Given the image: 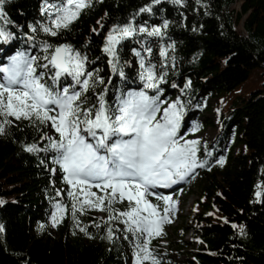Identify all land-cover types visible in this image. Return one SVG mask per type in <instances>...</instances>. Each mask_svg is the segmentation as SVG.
<instances>
[{
    "label": "trees",
    "instance_id": "1",
    "mask_svg": "<svg viewBox=\"0 0 264 264\" xmlns=\"http://www.w3.org/2000/svg\"><path fill=\"white\" fill-rule=\"evenodd\" d=\"M235 1L181 0L177 4L161 0L152 4L151 12L139 13L151 0H92L56 36L41 26L51 25L48 6L58 0H6V16L0 20V26L10 33L9 39H0V66L20 52L43 56L45 41L69 44L87 56L88 71L99 70L106 84L111 77L105 98L114 104L118 90L143 89L139 58L134 54L139 50L146 66L151 61L156 75L163 73L159 83L162 109L177 98L183 104L182 116L195 109L205 113L212 108L211 98H220V128L214 138L204 141L212 156L205 154L203 142L198 152L199 159L208 164L197 168L198 176L193 179L204 183L190 214L197 250L194 260L186 264H264V0H243L240 10L231 8ZM133 17L137 26L151 29L167 21L168 27L162 28L163 37L139 34L118 45L122 79L112 73L103 47L108 31ZM242 18L246 34L235 27ZM146 47L151 54L143 52ZM162 49L166 57L160 56ZM70 82L71 78L61 79L62 85ZM104 87L90 90L89 100L94 103ZM146 91L149 96L157 94L154 89ZM9 119L13 123L5 125L0 134V201L4 202L0 204V264H129L135 251L131 234L117 230L125 227L120 220L106 224L107 212L104 216L95 209L77 213L79 227H87V234L79 230L70 212L55 227L47 225L58 202L70 206V186L53 162L54 151L30 153L25 147L35 143L45 148L49 142L41 139L42 134H58L39 122ZM190 129L187 137L193 133ZM220 158H224L223 166L217 163ZM57 191L62 194L57 196ZM113 207L126 208L127 203ZM109 227L113 229L111 239L107 238ZM126 234L128 240L123 238ZM194 242L181 240L179 244L186 247Z\"/></svg>",
    "mask_w": 264,
    "mask_h": 264
},
{
    "label": "snow or ice",
    "instance_id": "2",
    "mask_svg": "<svg viewBox=\"0 0 264 264\" xmlns=\"http://www.w3.org/2000/svg\"><path fill=\"white\" fill-rule=\"evenodd\" d=\"M5 2L0 0V20L6 16ZM160 2L151 0V4L140 8L139 13L151 12L152 4ZM173 2L178 4L181 0ZM91 3L92 0H58L48 6L51 25H42V30L56 36L61 29L69 28ZM134 20L135 17L114 25L105 37L103 52L110 58L108 63L112 73L122 79L124 72L118 45L139 34L163 37L162 28L168 27V22L164 21L161 27L149 29L135 25ZM9 38L10 33L0 26V39ZM41 50L43 56L20 52L7 65L0 66V117L3 118L0 134H4L5 125L13 123L9 117L16 121L28 120L34 125L39 122L58 134L55 137L42 134L41 139L49 142L45 148H39L35 143L25 147L30 153L54 151L53 162L59 165L64 173L63 180L70 186L67 196L71 204L58 202L55 205L53 227L62 222L66 212H70L77 227V213L83 215L89 209L107 212L106 224L120 220L125 227L117 230L131 234L135 247L134 264L149 261L159 264L149 246L152 239L164 234L163 225L171 223L170 214L175 202L171 195L160 194L155 189L184 181L192 177L197 168L208 164L206 159L198 157L201 140L185 139L179 134L183 104L177 100L161 108L164 102L160 100L159 83L163 81V73L158 77L151 61L146 66V57L139 50H134V54L139 58L142 71L138 75L143 89L118 90L114 104H109L105 98L111 77L106 84L99 76V70L88 71L86 55L69 44L53 45L47 41L42 43ZM142 50L151 54L150 47ZM160 56L166 57L167 51L162 49ZM62 78H71V82L62 85ZM99 85L105 87L96 93L93 103L86 94L90 90L95 92ZM147 89H154L157 94L149 96ZM197 130V127L192 129L193 133ZM203 150L207 156H212L207 142H203ZM217 163L223 166L224 158ZM51 171L55 173L56 170ZM61 194L57 191V196ZM256 195L259 197L261 193L258 191ZM153 199L163 201V207ZM125 202L127 207L124 209L113 207ZM94 226L100 227L99 224ZM240 228L243 231V226ZM79 230L87 234V227H79ZM112 236L113 229L109 227L107 238ZM123 238L128 240L129 236L126 234Z\"/></svg>",
    "mask_w": 264,
    "mask_h": 264
},
{
    "label": "rangeland",
    "instance_id": "3",
    "mask_svg": "<svg viewBox=\"0 0 264 264\" xmlns=\"http://www.w3.org/2000/svg\"><path fill=\"white\" fill-rule=\"evenodd\" d=\"M242 2L243 0H236L231 5V8L240 10ZM243 21L244 18L235 27L239 33L246 34L247 32ZM219 100L220 98L218 96L211 98L210 103L212 104V108L208 112L200 113L195 109L185 116H182L179 134L183 135L185 139H199L201 142L214 138L221 125L217 112ZM176 101L177 98L170 99L164 108ZM197 122H200V124L193 126ZM189 125H191V128L197 127L198 130L187 137L188 130H191L188 127ZM197 172L198 170L195 171L192 177L184 180L183 183L172 185L169 189H160L161 192H158V188L155 189L160 194L171 195L175 202L174 211L170 214L171 223H165L163 225L164 234L157 237L156 241H152V244L149 246L153 256L159 260V264H186L194 260V252L197 250L198 238L194 235V223L191 221L190 214L196 199L201 196V186L204 183L201 180L194 181L195 183L193 182V179L198 176ZM153 202L163 207V201L153 199ZM97 214L104 216L103 212H97ZM47 225L53 228L52 217L47 222ZM181 240L189 242L194 240L195 242L188 243V246L182 247L179 244ZM128 262L129 264H134V253L131 254ZM145 264H150V261L145 262Z\"/></svg>",
    "mask_w": 264,
    "mask_h": 264
},
{
    "label": "water",
    "instance_id": "4",
    "mask_svg": "<svg viewBox=\"0 0 264 264\" xmlns=\"http://www.w3.org/2000/svg\"><path fill=\"white\" fill-rule=\"evenodd\" d=\"M64 44V43H63Z\"/></svg>",
    "mask_w": 264,
    "mask_h": 264
}]
</instances>
